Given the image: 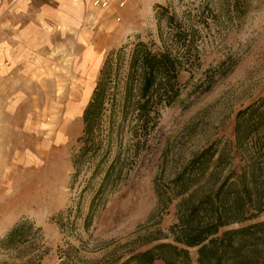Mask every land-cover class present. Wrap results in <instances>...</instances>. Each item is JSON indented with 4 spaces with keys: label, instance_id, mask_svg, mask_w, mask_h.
I'll return each instance as SVG.
<instances>
[{
    "label": "rangeland",
    "instance_id": "1",
    "mask_svg": "<svg viewBox=\"0 0 264 264\" xmlns=\"http://www.w3.org/2000/svg\"><path fill=\"white\" fill-rule=\"evenodd\" d=\"M129 1L127 14L99 39L92 34L88 47L79 40L49 46L42 35L36 60L0 71V240L23 220L40 229L38 244L24 254L0 250V264H127L170 243L178 203L167 201L171 180L205 148L233 142L238 113L264 103V0ZM156 6L200 32L195 70L179 76V97L160 110L146 142L125 128L115 145L123 166L114 184L97 194L100 176L88 184L91 170L84 169L71 185V158L99 70L111 51L138 40L160 46L166 32ZM89 43L100 65L87 63ZM189 253L196 264V250Z\"/></svg>",
    "mask_w": 264,
    "mask_h": 264
},
{
    "label": "trees",
    "instance_id": "2",
    "mask_svg": "<svg viewBox=\"0 0 264 264\" xmlns=\"http://www.w3.org/2000/svg\"><path fill=\"white\" fill-rule=\"evenodd\" d=\"M155 18L166 32L160 31V46L138 40L105 58L82 113L71 185L84 169L91 170L88 184L100 176L97 194L114 184L123 166L115 145L125 128L146 142L160 110L179 97V76L195 70L200 32L163 6H156ZM243 147L248 152L241 153ZM170 184L167 201L178 200L171 242L135 253L127 264H193V249L196 264H264V222L258 221L264 213V103L239 112L234 141L202 150ZM156 194L161 202L163 195ZM89 224L88 219L84 228ZM38 234L32 223L20 221L0 240V250L24 254L38 244Z\"/></svg>",
    "mask_w": 264,
    "mask_h": 264
},
{
    "label": "crops",
    "instance_id": "3",
    "mask_svg": "<svg viewBox=\"0 0 264 264\" xmlns=\"http://www.w3.org/2000/svg\"><path fill=\"white\" fill-rule=\"evenodd\" d=\"M103 1L0 0V71H5L10 64L36 60L32 55L37 56L44 48L39 38L42 35L50 41L49 46L54 45L53 41L70 40L73 47H76L75 40H79L78 46H86L94 33H100L99 39L101 33L114 24L116 16L128 12V8L119 9L116 3L105 9L94 6L95 2ZM61 46L70 45L62 43ZM96 50V46L90 44L87 51L91 52V57L87 63L98 61L100 65ZM2 108L5 111V105Z\"/></svg>",
    "mask_w": 264,
    "mask_h": 264
},
{
    "label": "built area",
    "instance_id": "4",
    "mask_svg": "<svg viewBox=\"0 0 264 264\" xmlns=\"http://www.w3.org/2000/svg\"><path fill=\"white\" fill-rule=\"evenodd\" d=\"M113 2L117 4L119 9H123L126 5L127 0H105L103 2H95L94 6H100L101 8L105 9L109 7V5L112 4Z\"/></svg>",
    "mask_w": 264,
    "mask_h": 264
}]
</instances>
